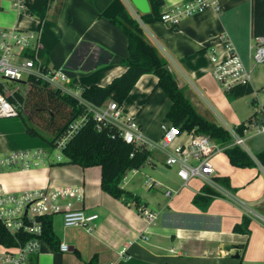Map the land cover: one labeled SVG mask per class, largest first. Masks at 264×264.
Here are the masks:
<instances>
[{
	"label": "crops",
	"instance_id": "0c3cea01",
	"mask_svg": "<svg viewBox=\"0 0 264 264\" xmlns=\"http://www.w3.org/2000/svg\"><path fill=\"white\" fill-rule=\"evenodd\" d=\"M164 1L163 10L167 11L191 0ZM215 3L184 18L173 28L161 21L143 23L131 0H63L56 18L60 42L50 54V65L64 69L69 85L78 93L92 85L105 87L122 76L127 70L123 63L129 56L128 39L110 19L126 9L142 23L146 37L166 58L179 88L190 96L197 110L207 120L229 130L243 122L233 113L234 99L215 80L211 58L214 49L225 53L232 44L249 62L254 42L252 0H215ZM16 4L17 0H0V28L40 31V20L20 11ZM49 16L54 18V9ZM158 80L154 74L143 75L123 105L125 112L154 141L161 139L162 127L172 123L167 114L173 102L158 86ZM18 84L27 88L25 83ZM251 87L257 94L256 102L264 103V92L258 94L264 91V65L257 68ZM223 114L231 115L233 126L226 123ZM14 118L19 117L0 119ZM7 128L8 122L0 121V156L28 150L19 148L20 145L11 148L15 135H6ZM262 136L249 141L254 140L257 146ZM263 151L264 147L257 155ZM257 155H250L257 163L255 167L240 168L230 162L226 152L217 154L213 159L217 176L229 179L231 187L227 190L231 195L219 191V195L201 205L194 203V197L201 193L205 182L193 178L185 184L177 169L173 170L165 161L164 168L157 169L160 178H154V184L148 187L150 191L144 194L142 182L135 181L140 180L144 166L125 177L123 187L139 196L144 207L104 192L100 167L83 169L76 164H57L51 156L45 164L28 170L18 165L1 169L0 187L6 192L20 193L82 184L85 193L81 206L100 215L92 232L82 227L66 228L61 214L53 216L54 232L60 244H67L70 251L60 252L44 242L26 264H264V165ZM149 162L154 164L155 158ZM130 174L132 177L128 179ZM169 190L173 192L171 197L166 195ZM143 210L157 213V219L149 223ZM245 218L250 220V234L234 232L235 225ZM237 246L242 247L238 258ZM123 247L128 248L125 258L119 256ZM5 248L0 244V252Z\"/></svg>",
	"mask_w": 264,
	"mask_h": 264
},
{
	"label": "built area",
	"instance_id": "2783aa9c",
	"mask_svg": "<svg viewBox=\"0 0 264 264\" xmlns=\"http://www.w3.org/2000/svg\"><path fill=\"white\" fill-rule=\"evenodd\" d=\"M215 0H191L165 11L161 22L177 26L181 20L215 6ZM16 7L25 10L24 0H19ZM41 31H28L18 28H0V118L19 117L21 103H13L9 96H14L18 90H12L6 83H25L29 79L41 81L54 89L78 98L84 105L86 114L73 123L69 131L56 143L55 159H63V150L67 143L82 128L88 120H93L100 126L112 125L117 128L126 143L150 151L157 148L166 156V165L176 167L179 177L187 184L193 178L202 179L205 184L217 192L231 195L225 187L216 180L217 172L213 159L217 154L226 152L228 147L217 143L209 135L194 132L180 133L172 123L162 127L160 140L148 138L137 120L126 113L123 106L114 100H108L102 105L95 104L81 97L69 84V76L62 68L55 69L45 64L39 56L41 46ZM252 56L245 61L232 45L227 46L225 53L213 50L211 62L213 76L223 90L230 91L237 85L252 86L257 68L264 65V35L254 37L251 47ZM223 123L225 121L223 120ZM237 126L230 128L232 146H239L249 151L248 141L264 135V104L257 110L248 128L241 135ZM249 134V135H248ZM54 151L20 150L0 156V169L20 166L23 170L45 164ZM133 156V155H132ZM84 186L69 185L60 188L45 187L42 189L25 190L20 193L6 192L0 187V222L8 232L16 237L25 233L32 238L19 246L5 248L0 252V264H26L30 256L40 251L44 231V218L61 214L66 228L82 227L92 232L100 215L88 212L83 206ZM172 191H167L168 197ZM143 215L149 223L157 219V213L143 210ZM60 252H69L70 247L62 243ZM128 248L123 247L119 256L125 258ZM96 264H116L115 262H99Z\"/></svg>",
	"mask_w": 264,
	"mask_h": 264
},
{
	"label": "trees",
	"instance_id": "16d2710c",
	"mask_svg": "<svg viewBox=\"0 0 264 264\" xmlns=\"http://www.w3.org/2000/svg\"><path fill=\"white\" fill-rule=\"evenodd\" d=\"M62 1L24 0L25 12L40 20L42 38L39 56L47 65H50L51 52L60 42V37L56 33V18L60 15ZM149 3L151 12L141 14L145 24L160 21L165 12L164 0H149ZM53 9L54 18L50 19L49 13ZM110 20L123 30L128 39L129 56L123 63L127 70L105 87L92 85L85 88L81 92V97L98 105L114 100L122 107L140 78L145 74H154L159 79L158 86L173 102L167 118L180 133L194 132L209 135L217 143L228 147L226 154L234 166L255 167L257 163L244 149L231 145L230 132L223 126L207 120L197 110L190 96L179 88L166 58L161 56L158 48L146 37L142 23L126 9ZM252 26L254 37L264 35V0H252ZM26 85L25 94L17 91L14 96L10 95L9 99L13 103H21L20 109L26 112L32 124L29 125L26 121L27 132L31 136L45 138L41 131L51 135V139H45L48 141L49 149L54 151L57 141L69 131L74 122L86 114V109L78 98L64 94L46 83L31 78ZM253 92L251 86L237 85L227 94L229 98H237L251 95ZM22 114L24 113L21 112ZM252 119L253 117L237 126L236 129L241 135L244 134ZM151 156L152 151L149 149L126 143L116 127L109 124L100 126L95 121L88 120L67 143L63 150V159L57 164H76L83 169L98 166L102 171L101 188L104 192L127 203L133 202L136 207H144L146 205L142 204L141 198L125 189L123 183L128 172L140 170L149 162ZM257 158L264 165V151L259 153ZM215 178L223 187L230 189L228 178L219 176ZM216 195L219 193L206 184L201 193L195 195L194 203L196 205L207 203ZM43 222L42 239L53 249L59 250L61 244L54 232L53 217L44 218ZM250 231L248 218L234 227L236 233L248 235ZM31 238L32 235L25 233L16 237L0 222V244L4 247L19 246Z\"/></svg>",
	"mask_w": 264,
	"mask_h": 264
},
{
	"label": "rangeland",
	"instance_id": "374dc122",
	"mask_svg": "<svg viewBox=\"0 0 264 264\" xmlns=\"http://www.w3.org/2000/svg\"><path fill=\"white\" fill-rule=\"evenodd\" d=\"M17 2H19V0H17ZM74 60L78 61V57H74ZM248 60V59H247ZM263 66V65H261ZM260 67V66H259ZM8 85V87L12 90H20L22 94L26 93L27 88L22 85V84H18V83H6ZM18 88V89H17ZM262 90V89H261ZM262 92H258L259 96H261ZM256 98H257V94L253 93L251 95H245V96H241V97H237L236 99L234 97H232L231 99H234L231 101L232 104V110L233 113L239 118V120L241 122H244L246 120H248L250 117H252L254 115V113L256 112V110L262 105L264 104L263 102L260 104L258 102H256ZM23 116L22 117L19 116V118H14V119H10V120H1L0 121H6V123L8 122V128H7V133L6 135L9 134H14L15 135V141L13 143V146L11 147L12 149H17L18 147L14 148L15 145H20L22 147L19 148H28V150L30 151H35V150H43V151H51L49 149V144L48 141L46 139H51V135L47 134L44 131H41V133L43 134V137H34L31 136L28 132H27V126H26V121L29 125H32L31 122L29 121L28 117L26 116V112L21 110ZM224 120L226 121V123H228L229 125L233 126V121L231 118V115H226L223 114ZM214 118L216 119V121H220L221 120L217 117L214 116ZM218 118V119H217ZM14 123V126L13 124ZM222 125V124H221ZM225 126V125H222ZM249 135V134H248ZM27 141H31L32 143L28 144ZM257 141V139L255 140ZM258 144L257 146H255L254 140L252 142L248 141L247 145L249 147V151L248 154H250L251 156H255L257 155L258 152H260V150L264 147V136L261 137L260 140L257 141ZM57 151H54L51 154V157H54L57 155ZM163 154V155H162ZM157 157V158H156ZM153 158H155V162L154 164L152 162H147L144 167L141 169V173L139 175V179L140 180H135L136 182L141 181L142 184L140 185L142 187V194L146 193L151 185H153V179H159L160 176L158 174V168H164L163 167V161H166V156L164 155V153H162L159 149L155 148L152 150V156H151V160H153ZM176 167L172 168L173 170H175ZM177 169V168H176ZM1 170V169H0ZM178 171V169H177ZM132 174L128 175V179H131Z\"/></svg>",
	"mask_w": 264,
	"mask_h": 264
},
{
	"label": "water",
	"instance_id": "95a60500",
	"mask_svg": "<svg viewBox=\"0 0 264 264\" xmlns=\"http://www.w3.org/2000/svg\"><path fill=\"white\" fill-rule=\"evenodd\" d=\"M131 2L141 14H148L151 12L149 0H131ZM235 249L237 250L235 257L238 258L240 256L239 250H241L242 247L237 246Z\"/></svg>",
	"mask_w": 264,
	"mask_h": 264
}]
</instances>
